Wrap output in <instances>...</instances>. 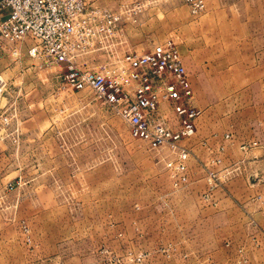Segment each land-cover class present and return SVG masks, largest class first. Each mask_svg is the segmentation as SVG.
<instances>
[{
	"label": "rangeland",
	"instance_id": "obj_1",
	"mask_svg": "<svg viewBox=\"0 0 264 264\" xmlns=\"http://www.w3.org/2000/svg\"><path fill=\"white\" fill-rule=\"evenodd\" d=\"M202 1L203 9L192 14L185 0H96L115 13L122 3L137 11L136 23L122 15L130 51L170 41L180 55V24L205 14ZM31 44L25 40L18 49ZM31 63L28 56L0 63V264H264L258 246L194 245L185 227L194 219L193 205L170 196L203 175L198 200L216 207L217 194L241 173L237 163H225L224 144L213 149L203 143L207 156L200 160L191 146L196 131L184 140L187 182L176 189L165 152L131 137L91 90L66 85L65 67L41 70ZM103 64L93 55L77 61L90 71ZM161 112L175 130L179 121L170 107L162 105ZM211 175L215 205L203 199ZM184 206L188 212L179 213Z\"/></svg>",
	"mask_w": 264,
	"mask_h": 264
},
{
	"label": "built area",
	"instance_id": "obj_2",
	"mask_svg": "<svg viewBox=\"0 0 264 264\" xmlns=\"http://www.w3.org/2000/svg\"><path fill=\"white\" fill-rule=\"evenodd\" d=\"M185 2L192 14L203 9L202 0ZM119 8L115 13L98 6L96 0H0V58L19 60L18 45L31 41L26 54L39 69L65 67L61 78L66 85L75 91L91 90L123 120L131 137L145 142L150 151L165 152V169L179 189L187 182L189 157L182 142L195 134L200 115L193 104L192 86L172 42L153 45L140 54L127 48L122 15L136 23L137 11L125 3ZM90 55L102 59L99 71L77 65L80 57ZM3 86L0 78V94ZM164 104L179 121L175 130L161 112ZM225 138L229 140L228 135ZM211 176L203 199L215 205Z\"/></svg>",
	"mask_w": 264,
	"mask_h": 264
},
{
	"label": "crops",
	"instance_id": "obj_3",
	"mask_svg": "<svg viewBox=\"0 0 264 264\" xmlns=\"http://www.w3.org/2000/svg\"><path fill=\"white\" fill-rule=\"evenodd\" d=\"M205 14L179 27L183 66L200 110L192 151L200 160L202 146L226 147L225 163H237L240 174L216 207H203L198 195L203 175L191 177L186 189L171 191L184 204L193 205V221L186 228L193 244L206 242L214 249L264 248V0H204ZM27 58L26 46L20 50ZM8 58H0L3 63ZM36 67L38 63L33 60ZM230 134L233 145L223 140ZM257 142L243 152L240 146ZM259 197V199L257 198ZM188 206L180 208L188 212ZM188 231L186 233H188ZM190 242V241H189ZM191 244V243H190ZM229 246H225V245ZM192 245V244H191Z\"/></svg>",
	"mask_w": 264,
	"mask_h": 264
}]
</instances>
